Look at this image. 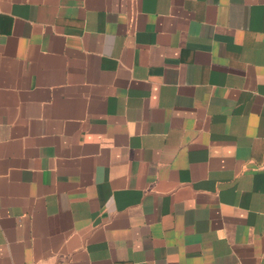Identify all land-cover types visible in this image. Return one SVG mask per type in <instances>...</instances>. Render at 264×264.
<instances>
[{
	"label": "crops",
	"instance_id": "1",
	"mask_svg": "<svg viewBox=\"0 0 264 264\" xmlns=\"http://www.w3.org/2000/svg\"><path fill=\"white\" fill-rule=\"evenodd\" d=\"M0 264H264V0H0Z\"/></svg>",
	"mask_w": 264,
	"mask_h": 264
}]
</instances>
